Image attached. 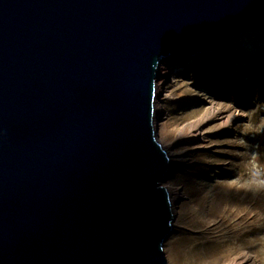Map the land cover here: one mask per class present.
<instances>
[{
	"label": "water",
	"instance_id": "obj_1",
	"mask_svg": "<svg viewBox=\"0 0 264 264\" xmlns=\"http://www.w3.org/2000/svg\"><path fill=\"white\" fill-rule=\"evenodd\" d=\"M256 27L264 0H0V264H168L158 70Z\"/></svg>",
	"mask_w": 264,
	"mask_h": 264
},
{
	"label": "rangeland",
	"instance_id": "obj_2",
	"mask_svg": "<svg viewBox=\"0 0 264 264\" xmlns=\"http://www.w3.org/2000/svg\"><path fill=\"white\" fill-rule=\"evenodd\" d=\"M226 49L213 66L167 59L174 78L156 95L158 139L181 157L165 183L179 192L168 264H264V27Z\"/></svg>",
	"mask_w": 264,
	"mask_h": 264
},
{
	"label": "bare ground",
	"instance_id": "obj_3",
	"mask_svg": "<svg viewBox=\"0 0 264 264\" xmlns=\"http://www.w3.org/2000/svg\"><path fill=\"white\" fill-rule=\"evenodd\" d=\"M229 50L226 49L223 52H213V53H203V54H199L197 56H194V58H199V61L196 63L198 66L199 63L202 61H205L204 59H206L208 61V59H211V65L213 66L214 63L219 62V61H224L227 58L231 57L230 54L228 53ZM175 57V56H173ZM172 58V57H171ZM169 58V59H171ZM192 58V59H194ZM168 59V60H169ZM177 60H182L181 58H178ZM167 60H164L158 70V74H157V84H156V95H158L160 97V95H164L165 93V84L167 82H170L172 78H174V74H175V70L174 69H170L169 62H166ZM210 63V62H209ZM222 68V67H221ZM166 94V93H165ZM165 109H163V105L157 100L156 101V113L155 116L158 119L157 120V126L160 122H162L165 119ZM181 160V157H171V167L173 168L176 164H178V162ZM166 187L168 188L170 194H171V198H172V202H173V208L175 210L176 207V201L179 199V192L177 191V188L172 187L171 184L168 182L166 184Z\"/></svg>",
	"mask_w": 264,
	"mask_h": 264
}]
</instances>
